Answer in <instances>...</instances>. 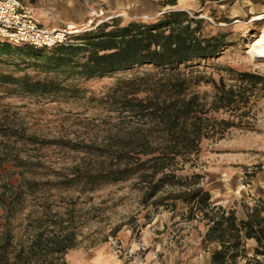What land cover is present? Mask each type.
I'll return each instance as SVG.
<instances>
[{"label":"trees","instance_id":"trees-1","mask_svg":"<svg viewBox=\"0 0 264 264\" xmlns=\"http://www.w3.org/2000/svg\"><path fill=\"white\" fill-rule=\"evenodd\" d=\"M169 7L152 21L119 19L101 22L52 48L12 46L0 41V55L13 52L33 57L45 71L69 69L80 77H95L140 66L152 70L118 80L112 103L119 107L116 123L99 145L87 146L93 160L63 170L31 159L25 146L53 144L26 130L22 122L0 111V264H68L64 254L77 245L72 217L52 209L47 201L27 209L28 199L53 189L93 190L106 183L135 179L142 201L175 209L187 205V219L202 215L208 225L205 241L220 249L210 264H234L246 238L264 253V199L247 206L246 219L233 209L210 202L203 175L185 172L204 139L220 138L230 128L244 126L250 96L264 94V75L226 67L234 83L223 76L194 70L193 65L216 57L232 45L228 33L203 34V19L174 9L177 0H157ZM194 15H197L195 13ZM46 49H52L47 52ZM211 84L209 99L196 87ZM0 86L9 93L75 94L76 88L54 78H35L0 71ZM222 111L227 117H218ZM74 148V147H72ZM37 170H44L43 177ZM51 177H47V176ZM22 231L16 232L13 219ZM258 264V262H257Z\"/></svg>","mask_w":264,"mask_h":264},{"label":"rangeland","instance_id":"rangeland-1","mask_svg":"<svg viewBox=\"0 0 264 264\" xmlns=\"http://www.w3.org/2000/svg\"><path fill=\"white\" fill-rule=\"evenodd\" d=\"M84 1L87 5V17L80 26L87 29L79 33L95 28L98 19L102 22L119 19L121 23L133 20L152 21L169 9L160 6L157 0ZM174 9L185 10L191 16L203 19V34L225 32L232 43L216 57L193 65L194 70L212 74L215 79L223 76L227 83L235 81L231 80L232 74L225 71L226 67L264 75V59H255L248 52L249 41L264 26V18L254 19L260 13L264 14V0H177ZM100 10L104 14L96 17L95 13ZM91 18L93 21L88 22ZM51 50L46 49L47 52ZM38 62L39 60L18 52L3 54L0 55V71L15 75L28 73L40 79L54 78L63 85L76 88L77 92L9 93L0 86V111L3 115L22 122L28 132L36 134L40 139L55 141L53 144L24 147L33 161H42L47 168L54 170H63L77 163L93 160L87 146L99 145L110 126L119 119V107L112 103L118 80L152 70L150 66H140L85 78L69 69L45 71L36 64ZM196 90L206 94L207 99L212 94L211 84L202 83ZM244 110V126L230 128L220 138L204 139L198 155L192 158L190 166H185L183 173H200L203 175L201 182L207 189L206 173L215 171L214 165L220 159H225L224 171L242 172L240 184H249L257 174L264 172V94L253 92ZM216 115L227 117L222 111ZM240 157H245L249 164H235ZM43 171L37 170L39 178L45 177L41 174ZM142 197L136 180L130 179L106 183L93 190L80 187L53 189L39 194L36 200L29 198L27 209L38 207L41 202L47 201L52 209L65 213L64 217H72L77 245L64 254L65 260L67 255L90 253L91 249L101 245L109 247L114 254L121 255L111 249L108 237H117L124 245L118 233L127 231L130 237L138 236L141 227L153 214L171 210L166 206H157L152 201L143 202ZM175 210L177 206L171 211ZM2 213L0 207V229L4 221ZM197 218L202 219V215L197 214L195 219ZM12 225L19 232L24 224L16 217Z\"/></svg>","mask_w":264,"mask_h":264},{"label":"crops","instance_id":"crops-1","mask_svg":"<svg viewBox=\"0 0 264 264\" xmlns=\"http://www.w3.org/2000/svg\"><path fill=\"white\" fill-rule=\"evenodd\" d=\"M35 11L40 24L47 28L66 25L80 26L87 17L84 0H20ZM235 164H249L245 157ZM225 159L214 165L215 171L206 173L205 185L210 193V202L226 209H233L237 220L246 219L247 206L257 199H264V172L257 174L249 184H240L241 171H224ZM240 166H238L239 168ZM178 210V211H177ZM177 210H161L153 214L141 227L138 236L130 237L127 231L121 235L124 246L132 253L143 255L145 264H210L212 254L219 250L218 241H205V219H187V205L177 202ZM264 215V213H262ZM144 244L145 251L139 246ZM257 242L246 238L241 254L234 264H264L254 258ZM68 264H137L124 254L116 255L105 245L91 249L83 255H67Z\"/></svg>","mask_w":264,"mask_h":264},{"label":"built area","instance_id":"built-area-1","mask_svg":"<svg viewBox=\"0 0 264 264\" xmlns=\"http://www.w3.org/2000/svg\"><path fill=\"white\" fill-rule=\"evenodd\" d=\"M103 14V11L100 10L99 13H95V16L100 17ZM92 21V18L88 20V22ZM101 22L102 20L98 19L95 25ZM86 29L87 27L75 25L53 28L44 27L40 24L32 7L20 0H0L1 42H8L12 45L52 48L71 41L73 35ZM108 243L115 253L124 254L137 264H145L143 255L130 252L117 237H108ZM261 249L264 250V246ZM139 250L141 252L146 250L144 244L139 246ZM254 257L257 260H264V253L256 254Z\"/></svg>","mask_w":264,"mask_h":264},{"label":"bare ground","instance_id":"bare-ground-1","mask_svg":"<svg viewBox=\"0 0 264 264\" xmlns=\"http://www.w3.org/2000/svg\"><path fill=\"white\" fill-rule=\"evenodd\" d=\"M121 16V15H120ZM264 14L260 13L254 19H262ZM249 54L255 59H264V26L252 37L248 43Z\"/></svg>","mask_w":264,"mask_h":264}]
</instances>
